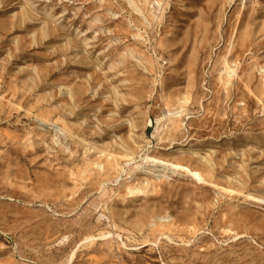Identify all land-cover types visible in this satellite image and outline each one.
Masks as SVG:
<instances>
[{
	"label": "rangeland",
	"instance_id": "rangeland-1",
	"mask_svg": "<svg viewBox=\"0 0 264 264\" xmlns=\"http://www.w3.org/2000/svg\"><path fill=\"white\" fill-rule=\"evenodd\" d=\"M0 264H264V0H0Z\"/></svg>",
	"mask_w": 264,
	"mask_h": 264
},
{
	"label": "bare ground",
	"instance_id": "bare-ground-1",
	"mask_svg": "<svg viewBox=\"0 0 264 264\" xmlns=\"http://www.w3.org/2000/svg\"><path fill=\"white\" fill-rule=\"evenodd\" d=\"M235 74V73H234ZM176 168H179L183 171H186L188 174H190L193 178H195L196 180H198L199 182L203 181V178L201 176L200 173L196 172V171H192L189 168L186 167H182V166H175Z\"/></svg>",
	"mask_w": 264,
	"mask_h": 264
}]
</instances>
